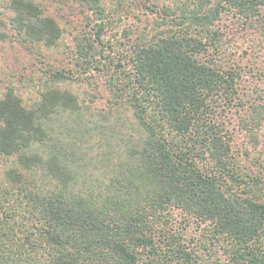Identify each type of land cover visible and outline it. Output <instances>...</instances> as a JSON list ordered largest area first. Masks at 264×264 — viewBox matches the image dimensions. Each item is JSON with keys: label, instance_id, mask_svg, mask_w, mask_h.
<instances>
[{"label": "trees", "instance_id": "16d2710c", "mask_svg": "<svg viewBox=\"0 0 264 264\" xmlns=\"http://www.w3.org/2000/svg\"><path fill=\"white\" fill-rule=\"evenodd\" d=\"M75 1L103 19L104 0ZM147 7L151 25L110 63L102 122L59 121L83 110L63 70L32 105L13 87L0 98V154L18 164L0 198V264H264V0ZM6 8L32 52L62 38L38 0ZM100 27L79 46L83 68L108 46Z\"/></svg>", "mask_w": 264, "mask_h": 264}, {"label": "rangeland", "instance_id": "374dc122", "mask_svg": "<svg viewBox=\"0 0 264 264\" xmlns=\"http://www.w3.org/2000/svg\"><path fill=\"white\" fill-rule=\"evenodd\" d=\"M38 1L48 14L57 18L63 28L62 38L54 47L40 46L42 54L32 52L19 36L4 25L9 22L11 13L6 8V0H0V32L8 34V36L0 35V98L8 87H13L26 105H32L40 99L50 70H63L72 79L60 81L58 86L75 93L83 110L80 117L65 114L59 121L62 120V124H73L75 120L83 118L89 124H93L94 121L102 122L100 112H106L111 105L109 79L111 74L116 76L114 74L116 67L110 63L114 60L113 64H115L122 59L124 64L123 58L129 54L131 44L137 41L141 31L149 27L153 21L154 14L147 5L155 0H104L106 13L103 19L97 18L75 0ZM157 1L161 4L172 2V0ZM101 24V33L108 46L103 57L99 55L97 59L91 57L92 64H85L83 68L81 64L83 60L80 59L78 52L79 46L88 47L89 39L91 38L92 41L95 39ZM95 46L97 50L102 47L96 43ZM89 65L92 67L99 65L102 70L93 68L89 71L91 68ZM257 86L264 87V81H260ZM132 120L131 114H127L119 122H125L126 126L130 127ZM234 123L232 119V124ZM235 142L237 145L245 142L243 135L237 131H235ZM92 143V146L97 148L100 141L95 137ZM95 153L97 149H94L93 154ZM17 166L15 157H5L0 154V198L6 197L3 190L13 187L9 186L5 179L6 171ZM16 195L17 193L7 197L10 199L7 202L9 208L17 206ZM199 232L197 225H194L188 229V236L196 239Z\"/></svg>", "mask_w": 264, "mask_h": 264}]
</instances>
